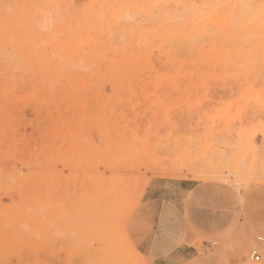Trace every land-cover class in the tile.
Masks as SVG:
<instances>
[{"label": "rangeland", "instance_id": "rangeland-1", "mask_svg": "<svg viewBox=\"0 0 264 264\" xmlns=\"http://www.w3.org/2000/svg\"><path fill=\"white\" fill-rule=\"evenodd\" d=\"M0 264H264V0H0Z\"/></svg>", "mask_w": 264, "mask_h": 264}, {"label": "built area", "instance_id": "built-area-1", "mask_svg": "<svg viewBox=\"0 0 264 264\" xmlns=\"http://www.w3.org/2000/svg\"><path fill=\"white\" fill-rule=\"evenodd\" d=\"M250 259L253 262H258L260 260V255L257 253V251L254 250L250 253Z\"/></svg>", "mask_w": 264, "mask_h": 264}, {"label": "bare ground", "instance_id": "bare-ground-1", "mask_svg": "<svg viewBox=\"0 0 264 264\" xmlns=\"http://www.w3.org/2000/svg\"><path fill=\"white\" fill-rule=\"evenodd\" d=\"M229 1H230V0H229ZM231 1H232V0H231ZM221 2H222V1H221ZM213 5H214V4H213ZM217 10H218V9H217ZM217 10H216V11H217ZM213 11H214V10H213ZM209 12H212V10L209 11ZM219 12H220V11H219ZM229 13H230V12H229ZM211 16H212V15H211ZM224 16H225V15H224ZM218 17H219V16H218ZM219 19H220V18H219ZM204 21H205V20H204ZM224 22H225V21H224ZM210 25H211V24H210ZM191 30H192V28H191ZM191 30H190V31H191ZM196 30H197V29H196ZM191 32H192V31H191ZM227 35H228V34H227ZM204 43H205V42H204ZM193 45H194V44H193ZM193 45H192V47H193ZM215 48H216V46H215ZM217 52H218V51H217ZM224 177H225V176H224ZM94 193H95V192H94ZM108 193H109V192H108ZM102 195H103V194H102ZM109 195H110V194H109ZM94 197H96V196H94ZM94 197H93V198H94ZM103 199H104V198H103ZM91 201H92V199H91ZM95 201H96V199H95ZM102 201H103V200H102ZM123 201H124V200H123ZM93 203H94V202H93ZM99 205H100V204H99ZM102 205H103V204H102ZM106 206H107V204H106ZM93 207H94V206H93ZM93 207H92V208H93ZM92 208H91V209H92ZM110 208H111V207H110ZM95 209H96V208H95ZM99 209H100V208H99ZM109 210H110V209H109ZM95 213H96V212H95ZM97 213H98V212H97ZM97 213H96V214H97ZM93 215H94V213H93ZM90 216H91V214H90ZM97 216H98V215H97ZM100 219H102V218H100ZM92 220H93V218H92ZM97 220H98V219L96 218V221H97ZM98 222H100V221H98ZM101 222H103V220H102ZM93 227H94V226H93ZM90 228H91V227H90ZM93 229H94V228H93ZM93 231H94V230H93ZM95 232H96V231H95ZM102 237H103V236H102Z\"/></svg>", "mask_w": 264, "mask_h": 264}, {"label": "crops", "instance_id": "crops-1", "mask_svg": "<svg viewBox=\"0 0 264 264\" xmlns=\"http://www.w3.org/2000/svg\"><path fill=\"white\" fill-rule=\"evenodd\" d=\"M176 207H177V206H175V208H176ZM174 252L176 253V252H177V249H175V250L173 251V253H174ZM171 253H172V251L170 250V251H169V254H171Z\"/></svg>", "mask_w": 264, "mask_h": 264}]
</instances>
